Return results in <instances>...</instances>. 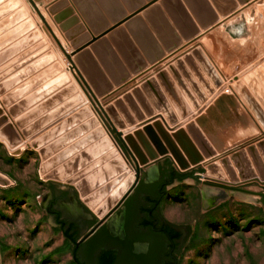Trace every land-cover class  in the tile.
Returning a JSON list of instances; mask_svg holds the SVG:
<instances>
[{
    "label": "water",
    "instance_id": "water-1",
    "mask_svg": "<svg viewBox=\"0 0 264 264\" xmlns=\"http://www.w3.org/2000/svg\"><path fill=\"white\" fill-rule=\"evenodd\" d=\"M28 1L36 9L43 23L47 25L34 0ZM247 1L238 0L240 4ZM211 2L221 16L228 14L237 7V3L234 0H211ZM138 4L139 1L136 2V6ZM169 5L177 7L176 15H174V11L170 12V9H168ZM162 6L166 10L162 9ZM188 9L190 12H188ZM163 10L168 11L180 35L174 31ZM122 12V9H118V13H114V18L118 21L115 20L116 24L106 31L112 30L109 36L112 44L122 56V60L118 58L108 40L105 38L99 39L106 32L99 35V38H96V40L94 39L96 42L92 46L96 53L95 57L91 54H81L82 56L79 55L77 57L78 65L76 64L75 66L71 63L70 55L65 53L66 58L73 66L72 68H74L76 74L80 76L85 86L89 89V95L93 97L92 99L85 92L91 103L96 102L98 105H101L84 77H81L79 69L86 72L85 77L88 83H92L96 91L103 93L111 86L109 83L110 78L116 84L124 82L129 78L131 73L141 71L148 63H153L161 58L165 52H170L178 47L182 43V39L187 40L193 37L199 32L200 28L205 29L217 20L215 14L206 18L196 16V13L190 6L189 0H161L160 6L152 5L148 10L144 11L148 24L142 18H134L129 22L128 31L130 32L131 39L128 34H125L124 29L116 27L122 22H119L120 15L123 14ZM191 14L196 22L193 21ZM104 27H100V30ZM113 28L115 29L113 30ZM162 31H166V33ZM153 33L159 38L160 45L155 40ZM52 36L61 48L60 42L53 33ZM123 38H125V41H123ZM135 43L140 47L143 55L139 54ZM193 54L197 57L201 67L206 71L212 83L217 85L221 82L210 61L199 47L193 49ZM185 59L188 61L197 82L205 92L211 93L210 82L202 76L198 66L193 61H190L189 58L185 57ZM261 62H264V55L246 69L234 75L233 79L236 82L233 86L263 130L256 139L246 141L225 151L223 154L226 155H222L218 161L210 160L199 163L204 158H209L216 153L215 148L199 127L198 123H200L202 117H199L196 121L187 122L184 128H180L172 134L166 131V129L171 128L165 121L163 123L161 121H154L153 124L146 125L143 131L138 130L133 134L122 137V132L116 130L117 125H122L121 120L118 118L116 111L110 106H107L106 109L110 118H112V123L108 119V116L105 115L104 110L102 108L100 110L110 121L109 128L115 142L126 153L128 159L133 162L135 166L134 177L129 175L126 177L127 173L124 171V163L119 158L111 159V156L116 154L115 149H113V142L109 138L99 136L103 132L100 128L91 131L80 141L58 153L56 157L44 161L41 165L44 180L56 182L50 176L53 172L46 171V168L51 167L57 160L62 161L69 157L67 155L73 154V157L71 156L59 166V170H54L55 174H69L68 172L73 173L82 168L80 175H83V179L79 184H76V187L74 186V189L82 197L81 202L88 209L92 210L91 203L95 204L101 201L99 208L92 210L98 219L70 216L54 208L53 204L58 199L65 197L68 191H64L57 198L54 197L46 208L49 212H57L56 221L62 222L61 228L64 234L74 243L95 221L97 222L82 238L87 237L93 232L100 223L107 219L120 206L88 239L83 243H78L79 241H77L73 257L79 264H174L178 252L191 229L188 224L175 225L167 222L159 213L158 201L165 191V184L171 182L172 177L191 178L197 183L210 187L258 196L264 208V140L259 139L264 135V68L257 67L255 69L257 78L247 75L244 78L246 83L237 81V78L241 74ZM176 64L184 74L194 93L199 99H204V93L201 92L195 79L189 75L180 61H177ZM168 70L174 76L192 106L197 107V101L194 100V97L189 93L182 79L176 74L173 65H169ZM157 79L160 81L171 104L165 99L154 77L141 83L142 91L139 88L133 89L132 92L137 99L136 102L129 94H126L124 98L132 113L136 116H142L141 109L146 113H151L152 108L150 104H152L164 113L170 124H174L176 117L173 109L180 116L187 114L190 109L180 98L173 85V81H171L166 71L157 73ZM228 82L230 81L223 83L218 92L223 90ZM73 91H75V88L71 84L66 85L58 94V100L61 94H71ZM223 97H218V102L222 101ZM73 99L76 100L77 96L69 101L72 102ZM58 100L56 99V101ZM115 104L127 121L131 122L130 111L124 107L121 100L116 101ZM47 105L41 108L43 109ZM199 112L200 110L197 111V113ZM88 114L89 111L82 109L81 112L73 114L66 122L64 121L65 123L62 122L43 133L40 141L45 143L44 151L46 152V156H48L47 152L60 149L71 137L87 131L90 127H94L96 121L89 119L69 134L61 137L57 136L73 120L75 122L76 118H81ZM193 116L195 115H192L191 118ZM52 138L57 139L51 142ZM93 138L94 140L99 138V140L89 145L87 149L76 153L80 145L83 146L85 142H89ZM253 141H255V144L252 143ZM46 142H48V145ZM159 156H163V159L159 158ZM164 159H166L164 162L169 163L167 170H163L160 167V161ZM154 163L158 164L160 172L159 180L152 183H143L144 168ZM92 167L96 169L90 172ZM120 181L123 183H119ZM66 184L71 185L67 181ZM249 185H256L260 189H250L248 188ZM133 188L134 190L131 192ZM130 192L131 194L127 197ZM125 198L126 200L124 201Z\"/></svg>",
    "mask_w": 264,
    "mask_h": 264
},
{
    "label": "rangeland",
    "instance_id": "rangeland-1",
    "mask_svg": "<svg viewBox=\"0 0 264 264\" xmlns=\"http://www.w3.org/2000/svg\"><path fill=\"white\" fill-rule=\"evenodd\" d=\"M24 1L0 0V3L2 2L0 5V172L9 178L7 183L0 185V244L4 249L3 264H74L70 255L69 240L60 234L57 224L45 210L49 200V187L52 184L60 187L71 185L61 182L59 178H55L56 182L44 180L41 172V165L44 163V158H41L42 147L34 145L37 137L40 138L43 132L37 136L33 133L37 131L36 127L43 123H40L42 117L36 118L42 106L29 105L32 104L33 98L42 95L43 83L67 81L63 69L70 75L72 73L68 70L65 52L60 53L61 49L47 25H50L58 35L61 34L59 28L48 19L49 17H46L48 23L45 25L31 3L26 0L30 7L29 12ZM34 1L44 8L48 0ZM38 25L44 30H42L44 35ZM63 43L68 47L65 41ZM197 45L192 47V51L195 47H199ZM54 47L58 49V55ZM66 47L64 46L65 49ZM71 51L73 52V49L67 50V53ZM195 59L200 65L198 59L196 57ZM259 64L241 74L237 81L246 83L244 78L247 75L257 78L255 69L260 67ZM262 64L264 66V62ZM211 65L221 82L217 85L212 83L202 68L210 82L211 93L203 89L204 99L201 100L193 91L197 107H193L188 100L190 111L183 116L189 114L197 116L206 108L205 106H208L206 101L208 98H211V103L221 95H226V100L222 98V102L230 109L233 98L229 93H233L254 117L233 86L236 80L233 77L224 78L212 63ZM77 80L81 83L83 91L89 95V89L82 79L79 77ZM74 81L76 82V79ZM227 81L230 82L218 92L220 85ZM200 102H203V105H200ZM93 104L101 112L104 102L100 100L101 105L96 102ZM199 110L200 112L197 113ZM105 118V122L109 125L110 121L106 116ZM254 119L256 120L255 117ZM256 122L260 126L257 120ZM30 125L35 129L28 128ZM260 129L263 130L261 126ZM25 138L30 141L24 142ZM55 139L57 138H52L50 141ZM259 139L264 140V136ZM78 140L80 139H74V143ZM59 150L62 149H57L49 155V159L56 157L58 155L56 152ZM72 155H67L69 157L61 163ZM222 155L226 154L217 155L216 152L210 160L218 161ZM55 163L59 167V161ZM51 169L52 167L49 171ZM80 170L82 169H79V172ZM70 177L65 179L69 180ZM248 188L260 189L256 185H249ZM206 189H211L213 194V202L209 203L211 208H208L207 204L201 208L198 195L184 191L183 188H176L171 192L172 199H179L180 202L179 216L174 217L173 220L191 225L190 234L180 250L178 264H264V208L260 198L248 193L219 190L217 187ZM216 190L221 194H214L213 191ZM163 212L164 215L170 216L175 210L168 202Z\"/></svg>",
    "mask_w": 264,
    "mask_h": 264
},
{
    "label": "crops",
    "instance_id": "crops-1",
    "mask_svg": "<svg viewBox=\"0 0 264 264\" xmlns=\"http://www.w3.org/2000/svg\"><path fill=\"white\" fill-rule=\"evenodd\" d=\"M138 1L139 0H48L47 3H45L44 8H41L39 5L37 6H39L38 8L40 9L41 13L44 15L46 22L48 23V20L46 19V17H49L48 19H51L54 25H56L61 31V34L58 35L57 32L54 31V29L50 25H48L50 30L52 29L51 30L52 33L55 34V37L58 38V41L61 42L60 44L62 45V47L63 48L64 46L66 47V45L63 43V41H65L68 47L64 49L68 51L73 49V52L71 51L69 52V54L72 55L74 65L76 66V64L78 65L77 57L79 55L82 56L83 54H91L94 57L96 56L94 47L92 45L94 44V42H96L95 41L96 38H99V35L106 32L110 27L116 24V21L118 20L114 18V13L115 12L118 13V9L119 10L122 9L123 14L120 15V18H119V22L120 21L122 22H120V24L117 25L116 27L124 29L125 34H128L130 38H131V35H130V32L128 31V24L131 20H133L134 18H142V20L146 24H148L146 21L145 15H144L145 13L144 11L148 10L149 8L147 9L144 8L145 10L144 9L140 10L137 12V14H135L136 9L134 8L137 7L136 2ZM151 1L152 0H142V3L138 4V8L142 7V5H144L143 4L144 2L146 4ZM234 1H236L237 7L233 11L229 12L228 14L221 16V14L217 11L216 7L211 2V0H189L190 6L193 9V11L196 13V16L200 18H206V17H210V15L215 14L217 16V20L214 21L212 24H210L205 29L200 28L199 32L193 37H191V39L190 38L187 40L182 39V43L179 46V48H176L172 52H165L162 58H159L155 64L148 63L147 66L141 70L142 72L139 71L140 73L137 72L138 74L131 73L129 78L125 80L124 82L120 84H116L110 78L109 83L111 86L108 88V90H106L103 93L96 91V89L94 88V85L92 83L90 84L88 83V80L85 77L86 72L84 70L83 72L82 69H79L77 66V68L80 70L81 77H84L87 84H89L88 86L95 94V97L97 98V100L99 102L100 100L104 102L102 109L104 110L105 115L108 116V119H110L111 123H112V118H110V115H108L109 113L106 108L107 106L111 105L110 107L116 111V114L122 123L121 126L120 125L116 126V130L123 132L122 133L123 137L128 134H133L135 131H138V130L143 131L146 125H151L154 123V121H161L163 123V121L167 120L164 113L158 110L152 104H150L152 108L151 113H146L143 109H141L142 116L140 117L136 116L134 113H132L128 103H126V100L124 98L126 94H129L136 102L137 99L135 98L132 92L133 89L139 88L142 91L141 83L144 80L154 77L156 79L157 86L163 92L165 99L168 100V102L170 103L168 97L166 96L165 91L163 90V87L160 81L157 79V73H159L160 71H166L171 81H173V85L176 91L178 92L180 98L186 104L187 107H190L188 98L185 96L184 92L178 85L174 76L169 72L168 66L173 65L176 71V74L179 77H181L189 93L193 96L194 95L193 90L188 84L186 78L184 77V74L181 72L176 62L180 61L184 69L187 68L186 70L188 71L189 75L193 79H195V81L197 82L194 74L192 73V71H190L191 69L189 67L188 61L185 59V57H187L189 58L190 61H193L196 65L197 64L199 65V63L194 58L196 56L192 55L191 54L192 51L190 50L195 44H198L201 47V49H203V53L206 55L209 61L215 66L216 70L226 79L231 78L234 75L240 73L250 64H252L254 61L259 59L262 55H264V0H248L247 2L243 4H240L238 0H234ZM24 2L26 4L25 7L30 12V7L28 6L26 0ZM1 4L2 2L0 3V5ZM153 5L160 6L161 0H155V3ZM163 7L164 6H162L161 8L165 9ZM168 9H170V12L174 11L173 13L174 15H176L175 14L177 10L176 6L169 5ZM34 10L36 11V9ZM164 12H165V15L169 23L173 27L174 31H176L179 34V31L176 28L175 22L172 20L171 16L168 14V11L167 12L164 11ZM188 12H190L189 9H188ZM133 13L135 15H133ZM191 16L193 18V21L196 22L192 14ZM176 19H178V17H176ZM100 27H104V28L100 30ZM115 28H113V30ZM110 31L112 30H109V32L102 34V36H100L99 39L105 38L106 40H108L112 48L114 49L116 55L118 56V58L121 59L122 56L120 55L116 47L112 44V40L109 36ZM162 32L166 33V31H162ZM153 36L160 45V41L157 35L153 33ZM123 41H125V38H123ZM83 45H86V47L84 48ZM135 46L138 49L139 54L143 55L140 50V47L136 43H135ZM79 47H82V49H78ZM59 49H61L60 53L64 54L63 49L62 48H59ZM54 53L56 52L54 51ZM122 63L124 64L123 61ZM259 66L260 67L262 66L264 68L262 62L261 64H259ZM198 68L202 76L206 80H208V77L205 71L202 69V67L199 65ZM63 71H64L63 73H65L67 77V81H60V82H54V83H49V82L43 83L41 85V89L43 90L42 95H38L37 97L33 98L32 104H29L34 107L35 106L41 107V106L48 104L45 108L41 109V111H39L36 114V118L42 117L40 119V123L43 122L41 126H38L39 128L36 127L37 131L34 132V135L36 136L38 134L40 135L41 132L45 133L51 127L56 126V124L64 121L67 117L77 113L79 110L85 109V108L88 109V105L91 107L92 110H95L94 107L90 105L91 102L90 103L87 102L86 106L79 108L80 105H82V103L84 104L86 102L85 100H89L87 99V95L85 94L86 92L83 91V87H81L80 85L81 83L78 82L77 77H76V82H77L76 84L78 85L74 84L73 81H70L72 79H70L69 78L70 76L66 74L68 72H66L64 69ZM75 75H73L74 78H75ZM68 83L73 85V87L75 88V91H73V93L71 94H66V93L61 94L58 100V94L66 87ZM197 84L201 92L204 93L202 86L198 82ZM229 94L230 95L232 94V98H233V103H231L230 109L225 107V104H223L224 102L222 101L218 102V97L211 103H210L211 98H208L207 99L208 106H205L206 108L202 112H200L199 114H197V116H194L192 118L190 114L187 116H180L179 114L175 112V109H173V113L176 116V119H175L174 124H170L168 120L166 121L167 125L171 128V129H166V131L169 134H172L178 129L184 128L187 122L196 121L199 117H202V119L200 120V123H198L199 127L204 133V135L206 136V138L210 141L212 146L215 148L217 155L222 154L228 149L236 147L237 145L241 143L250 141L252 139H256L257 137L260 136V132H261L260 126L257 124L256 120L251 115V113L248 111V109L245 107V105L242 103V101L238 99L237 96H235L233 93H229ZM75 96H77V99L76 100L73 99L72 102H70L69 100H71ZM221 96H224L223 99L226 100V97H225L226 95H221ZM56 99L58 101H56ZM118 100L119 101L121 100L124 107L130 111V117H132L133 119L131 122L127 121V119L123 116V114L120 112L117 105L115 104V102ZM205 103L207 102L205 101ZM200 105H203V102L202 103L200 102ZM90 107L88 109L89 114L87 115L86 118L85 117L82 119L79 117L76 118L75 120V122H77L76 124L71 125L69 128L59 133L57 136L61 137V136H65L69 134L74 129H76L79 125L85 123L89 119H96L97 125L94 126V128H91L87 131H84L82 133H79L71 137L72 140L67 141L61 148L62 149L61 151L73 145L74 139H82L84 136H87L89 133H91V131L97 130L96 128L98 129L102 128L104 130V136L108 137L106 135L104 127H101V125L98 123V120L101 119L102 121L105 116L102 115L101 112H99L98 114H99L100 119H98L92 114V110L90 109ZM193 112L194 110L192 111V113ZM138 123H141L143 125L136 126L138 125ZM109 125H108V130H110ZM98 140L99 138H96L95 140L94 138L91 139L89 142L86 143V145H84L83 147H80L76 151V153H79V151H83L87 149L89 145H92V143ZM254 142L255 141H253L252 143ZM47 143L48 142H46V144ZM113 149H115L114 146H113ZM55 151H57V149L52 151V153H54ZM61 151L59 150V152H56V153H60ZM105 153L107 154V152ZM117 157L119 158L121 157L122 161L124 160V158L119 154H117ZM162 157L163 156H159V158L163 159ZM211 158L212 157L204 158L199 163H204L206 161H209ZM165 160L166 159L160 161V167L163 170H167L169 168V163L164 162ZM149 163H152V162H149ZM132 164L133 163L129 162V165L127 164V169L129 168L134 174V170H132L133 169ZM143 171L145 172V175L143 177V183L155 182L160 177V172H159L157 163L151 164L149 167H145ZM61 182L66 183L64 181H61ZM119 183H122V181H120ZM74 186L76 185L71 183V186L69 187H67L66 185H64V187H61L63 189V192L68 191V194L65 196V198L61 200L62 207H63L62 209L60 208L61 211L64 212L66 215H70V216H82L86 219H98L95 216V214H93V211L88 209L81 202L82 197H80V195L74 189ZM134 188L131 190V192L134 190ZM176 188H183L184 191L187 190L194 195L197 194L199 197L201 208L205 204L210 206V207L208 206V208H211V204H212L211 202H213L212 201L213 194L211 192V189H206V188H212V187L208 185H204L202 183H197L191 178H184L180 181L175 180L172 185L168 186L166 194L160 197L159 203H158L159 212L169 221L179 223V221L173 220L174 217L179 216L178 207L180 206L179 199L173 200L171 196V192ZM221 190H225V189H221ZM225 191H230V190H225ZM131 192L127 195V197L131 194ZM213 193L221 194L217 190L213 191ZM126 198L124 199V201L126 200ZM168 202H169V206L175 210V212H173V214H171L170 216L164 215V212H163L164 207L168 205ZM109 217H107V219ZM107 219H105L102 223H100L93 232H91L87 237L83 239L82 237L86 233H88V231L97 222L95 221L88 229H86L76 239V241L83 243L92 234H94ZM61 225H62V222L61 224L58 225L60 234L69 240L70 255H71V258L73 259L74 264H76L77 262L75 263V260L72 255L74 252L73 242L68 238V236L64 234L61 228Z\"/></svg>",
    "mask_w": 264,
    "mask_h": 264
},
{
    "label": "bare ground",
    "instance_id": "bare-ground-1",
    "mask_svg": "<svg viewBox=\"0 0 264 264\" xmlns=\"http://www.w3.org/2000/svg\"><path fill=\"white\" fill-rule=\"evenodd\" d=\"M147 2V1H146ZM34 3H35V1H34ZM140 3H142V0H139V4ZM155 3V0L153 1H151V2H148V3H146L145 4V2L143 3L144 5H142V7H139L138 8V6L136 7V8H134V9H136V13L135 14H137V12L138 11H140V10H143L144 8H149L150 6H152L153 4ZM149 4V5H148ZM35 5L37 6V4L35 3ZM144 6V7H143ZM146 6V7H145ZM148 6V7H147ZM37 8H38V6H37ZM133 9V10H134ZM38 10H39V12L41 13V11H40V9L38 8ZM145 10V9H144ZM134 13H133V15H135ZM41 15L44 17V15L41 13ZM132 15V16H133ZM45 19V18H44ZM46 21V20H45ZM47 23V22H46ZM38 27H39V29L42 31L43 29H42V27L40 26V25H38ZM44 31V30H43ZM43 31H42V34H43ZM44 35V34H43ZM46 35V34H45ZM46 37H47V35H46ZM68 37V36H67ZM45 38V37H44ZM48 38V37H47ZM57 38V37H56ZM58 39V38H57ZM191 39V38H190ZM49 41V40H48ZM74 41V40H73ZM49 42H51V41H49ZM48 42V43H49ZM61 43V42H60ZM51 44H52V42H51ZM76 44H77V42H76ZM184 44V43H183ZM50 45V44H49ZM181 45V44H180ZM179 45V46H180ZM53 46V45H52ZM51 46V47H52ZM179 46L178 47H176V48H179ZM198 46V45H197ZM83 47L85 48L86 47V45H83ZM182 47V46H181ZM200 47V46H199ZM55 48V50H56V54L58 55L59 54V51L56 49V47H54ZM176 48H174L173 50H175ZM63 49V51L65 52V53H67V50H65L64 48H62ZM78 49H82V47H79ZM52 50H54V49H52ZM173 50H171L170 52H172ZM179 50V49H178ZM191 51H192V49H190ZM203 50V49H202ZM78 51V50H77ZM176 52V51H175ZM189 52V51H188ZM69 54V53H68ZM75 54V53H74ZM191 54L192 55H194L193 54V51L191 52ZM56 55V56H57ZM70 55V59H71V63H73V65H74V61H73V59H72V55L71 54H69ZM185 55V54H184ZM195 56V55H194ZM193 56V57H194ZM59 57V56H58ZM180 57V56H179ZM162 58V57H161ZM195 58V57H194ZM59 59V58H58ZM61 61V60H60ZM62 62V61H61ZM157 62V60L156 61H154L152 64H155ZM173 62H175V61H173ZM70 63V61L68 60V62H67V67L69 68L68 70H70V73H72L71 75H72V77H71V75L69 74V72L68 73H66V74H68L70 77V79H72V80H70V81H73L74 82V84H76L77 82H75L74 81V77H73V73H74V75H75V70H74V68H72L73 66H72V64ZM65 66H66V64L65 63H63ZM158 64V63H157ZM63 65V66H64ZM157 66V65H156ZM176 66V65H175ZM187 66V65H186ZM214 66V65H213ZM150 67V66H149ZM177 67V66H176ZM215 67V66H214ZM150 70V69H149ZM178 70V69H177ZM140 72H142V71H140ZM139 72V73H140ZM146 73V72H145ZM138 74V73H137ZM76 77H78V74H76L75 75V79H76ZM80 77V76H79ZM78 77V78H79ZM77 78V79H78ZM232 81V80H231ZM76 85H78V84H76ZM89 85V84H88ZM83 86V85H82ZM227 90V89H226ZM225 91V90H224ZM93 92V91H92ZM216 92V91H215ZM220 92V91H219ZM108 94V93H107ZM217 95V94H216ZM91 97V96H90ZM88 99V98H87ZM86 102L83 104L82 103V105H80V107L79 108H82V107H84V106H86V103L88 102V103H90L88 100H85ZM119 101V100H118ZM207 101V100H206ZM90 105H92L93 107H94V109L95 110H92L91 109V107L88 105V109H89V107H90V109L92 110V114L95 116V117H97L98 119H100V117H99V111H97L96 110V107H95V105L94 104H90ZM111 106V105H110ZM115 108V107H114ZM88 109L87 108H85V110L86 111H88ZM82 110V109H81ZM81 110H79L77 113H79V112H81ZM106 110V109H105ZM109 115V114H108ZM72 116V115H71ZM71 116H69V117H67L64 121L66 122ZM161 116V115H160ZM85 118L87 117L86 115L84 116ZM84 117H81V119L82 118H84ZM176 117V116H175ZM102 118H103V116H102ZM105 118V117H104ZM103 118V120L101 121V119L100 120H98V123L101 125V127H104V129H105V132H106V135L111 139V141L113 142V146H114V148H115V151H116V154L115 155H112L111 156V159H116V157H117V154H119V155H121L123 158H124V160H125V162H124V160L122 161V158L120 159L119 157H117V158H119L123 163H125V165H124V167H125V172L127 173L126 174V177H128V175L129 176H131V177H134L135 176V169H134V164H132L133 166V169L132 170H134V174H133V172L129 169H127V164L129 165V162H131L129 159H128V157L126 156V153H124L123 152V150L117 145V143L115 142V140H114V138H113V135H112V133L110 132V130H108V124L105 122V119ZM95 121H96V124H94V126H96L97 125V120L96 119H94ZM133 120V119H132ZM64 121H62V122H64ZM167 121V120H166ZM165 121V122H166ZM62 122H60V123H58V124H61ZM64 122V123H65ZM73 122V123H72ZM71 122V124H69L68 126H66V128L64 129V130H66L67 128H69L71 125H73V124H76L77 122H74V120ZM180 122V121H179ZM167 123V122H166ZM58 124H56V125H58ZM98 124V125H99ZM35 125V124H34ZM141 126V125H143V124H141V123H138V125H136V126ZM121 126V125H120ZM31 127V128H30ZM133 127V126H132ZM28 128H30V129H35L34 128V126H29ZM52 128V127H51ZM91 128H94V127H90L89 129H91ZM22 129V128H21ZM29 129V131H33V130H30ZM89 129H87V130H89ZM136 129H137V127H136ZM64 130H62L61 132H63ZM75 130V129H74ZM100 130H102L103 132H102V134L101 135H99V136H101V137H104V138H108V137H105L104 136V130L102 129V128H100ZM119 130V129H118ZM135 130V129H134ZM129 131V130H128ZM61 132H59V133H61ZM20 133L22 134V131H20ZM34 133V132H33ZM58 133V134H59ZM123 133V132H122ZM57 134V135H58ZM126 134V133H125ZM24 136V135H23ZM122 136V135H121ZM123 137V136H122ZM32 139H33V137H31ZM41 138V137H40ZM40 138H38L37 137V140H35L36 142V144L34 143V145H36V147H42V149H41V158H44V161H46V160H48L49 159V155H51L52 154V151L51 152H47V155L48 156H45L46 155V152L44 151V148H45V143H43V141H40ZM27 138H25L23 141L24 142H27V141H30V140H26ZM109 139V140H110ZM34 140V139H33ZM33 140L31 141V142H33ZM70 140H72V139H70ZM22 141V142H23ZM31 142H30V144H31ZM88 142V141H87ZM87 142H85L84 143V145H86V143ZM48 145V144H47ZM83 145V146H84ZM83 146H79V148L80 147H83ZM63 146H61L60 147V149L62 148ZM76 154V153H75ZM72 157H73V155H72ZM104 163V162H103ZM106 163V162H105ZM127 163V164H126ZM131 163H133V162H131ZM59 164L61 165L62 163H61V161H59ZM59 165V166H60ZM50 166V165H49ZM57 163H55L54 165H52L51 167H52V169L50 170L51 172H53L50 176L52 177L51 179H55V178H59V179H61L62 181H64V182H70V183H72V184H79V182L83 179V175L81 174L80 175V173L82 172L81 170H80V172H79V170H76V171H74L73 173L72 172H68L69 174H66V173H60V175H58V174H55V171L54 170H59V167L57 166ZM51 167H49V168H46V171H48V172H50L49 171V169L51 168ZM92 170H95V169H93V167H92V169H91V171ZM90 171V172H91ZM50 172V173H51ZM66 174V175H65ZM72 176V177H70V176ZM67 177H70L69 178V180L67 179H65V178H67ZM7 179H9L5 174H3V173H1L0 172V185H2L3 186V184H5V183H7ZM64 179V180H63ZM72 179V180H71ZM55 180H57V179H55ZM75 180H78V181H75ZM123 183V182H122ZM76 187V186H75ZM101 202V201H100ZM100 202H98V203H95V204H92L91 203V208H92V210H97L98 208H99V206H100Z\"/></svg>",
    "mask_w": 264,
    "mask_h": 264
},
{
    "label": "flooded vegetation",
    "instance_id": "flooded-vegetation-1",
    "mask_svg": "<svg viewBox=\"0 0 264 264\" xmlns=\"http://www.w3.org/2000/svg\"><path fill=\"white\" fill-rule=\"evenodd\" d=\"M182 179H184L183 177L182 178H178V177H172V181L171 182H169V183H166L165 184V191H164V193L162 194V196H164L165 194H166V192H167V188H168V186H170V185H172L173 183H174V181L175 180H177V181H180V180H182ZM157 180H159V178L157 179ZM49 193H48V202H47V204H46V206H45V210L52 216V218H53V220L55 221V223L57 224V226L59 225V224H61V222H57L56 220H57V212H49L46 208L50 205V203L52 202V200L54 199V197L55 198H57V197H59L62 193H63V189L60 187V186H58V185H51L50 187H49ZM220 189H222V188H220ZM236 192H238V191H236ZM240 193H242V192H240ZM54 195V196H53ZM65 197H63V198H60V199H58L57 201H56V203L55 204H53V207L54 208H56V209H59V210H61L63 207H62V201L61 200H63ZM260 200V199H259ZM158 203H159V201H158ZM61 208V209H60ZM160 213V212H159ZM160 215L167 221V222H170V223H172V224H175V225H185V224H183V223H175V222H171V221H169L167 218H165L161 213H160ZM188 225H190V224H188ZM59 227V226H58ZM190 229H191V225H190ZM189 234H190V232L188 233V235H187V237L185 238V240H184V242H183V244H182V246L185 244V241H186V239L188 238V236H189ZM84 239V238H83ZM83 239H81V240H83ZM76 243H77V241H76ZM76 243H74L73 242V246H74V248H75V246H76ZM80 243V242H79ZM182 246H181V248H182ZM73 248V249H74ZM181 250V249H180ZM180 253V251L178 252V255H177V258H176V261H175V263L174 264H178V260H179V254ZM3 258H4V249H3V247H2V245L0 244V264H3ZM77 261L75 260V263H76ZM76 264H79L78 262L76 263Z\"/></svg>",
    "mask_w": 264,
    "mask_h": 264
},
{
    "label": "trees",
    "instance_id": "trees-1",
    "mask_svg": "<svg viewBox=\"0 0 264 264\" xmlns=\"http://www.w3.org/2000/svg\"><path fill=\"white\" fill-rule=\"evenodd\" d=\"M69 238V237H68ZM70 239V238H69ZM71 240V239H70ZM72 241V240H71ZM73 242V241H72ZM73 255V254H72ZM74 258V257H73ZM75 260V259H74Z\"/></svg>",
    "mask_w": 264,
    "mask_h": 264
}]
</instances>
